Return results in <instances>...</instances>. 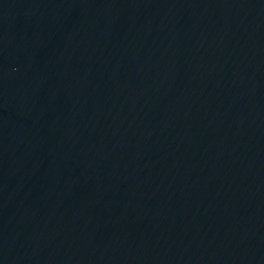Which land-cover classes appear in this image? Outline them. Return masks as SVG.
<instances>
[{"label": "water", "instance_id": "water-1", "mask_svg": "<svg viewBox=\"0 0 264 264\" xmlns=\"http://www.w3.org/2000/svg\"><path fill=\"white\" fill-rule=\"evenodd\" d=\"M0 264H264V0H0Z\"/></svg>", "mask_w": 264, "mask_h": 264}]
</instances>
